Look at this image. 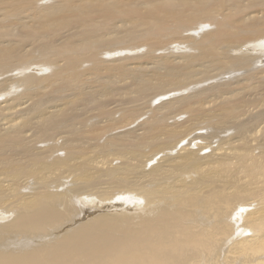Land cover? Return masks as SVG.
Returning <instances> with one entry per match:
<instances>
[{"label": "bare ground", "instance_id": "1", "mask_svg": "<svg viewBox=\"0 0 264 264\" xmlns=\"http://www.w3.org/2000/svg\"><path fill=\"white\" fill-rule=\"evenodd\" d=\"M262 62L264 0H0V264H264Z\"/></svg>", "mask_w": 264, "mask_h": 264}, {"label": "rangeland", "instance_id": "2", "mask_svg": "<svg viewBox=\"0 0 264 264\" xmlns=\"http://www.w3.org/2000/svg\"><path fill=\"white\" fill-rule=\"evenodd\" d=\"M53 0H49V2H52ZM40 3H42V2H40ZM177 51H180V50H177ZM262 64H264V62H262ZM261 63L260 64H258V65H262ZM211 82H213V81H211ZM207 84H204V85H202L203 87H205ZM173 96V95H172ZM163 98H165V97H163ZM161 99L162 98H160L159 99V101H161ZM264 133V128L262 127H258V129H257V132H254L253 134L255 135V136H257V137H259V136H261L262 134ZM90 217H92V216H90ZM89 217V218H90Z\"/></svg>", "mask_w": 264, "mask_h": 264}]
</instances>
